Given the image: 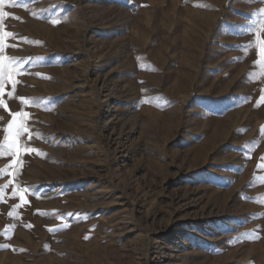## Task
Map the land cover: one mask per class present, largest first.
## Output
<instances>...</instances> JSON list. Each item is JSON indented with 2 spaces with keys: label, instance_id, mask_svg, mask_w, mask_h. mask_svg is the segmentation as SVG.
I'll use <instances>...</instances> for the list:
<instances>
[{
  "label": "rangeland",
  "instance_id": "obj_1",
  "mask_svg": "<svg viewBox=\"0 0 264 264\" xmlns=\"http://www.w3.org/2000/svg\"><path fill=\"white\" fill-rule=\"evenodd\" d=\"M261 8L4 0L0 264H264Z\"/></svg>",
  "mask_w": 264,
  "mask_h": 264
},
{
  "label": "snow or ice",
  "instance_id": "obj_2",
  "mask_svg": "<svg viewBox=\"0 0 264 264\" xmlns=\"http://www.w3.org/2000/svg\"><path fill=\"white\" fill-rule=\"evenodd\" d=\"M4 2V0H0V5H2ZM58 21H53V23H57ZM11 35V34H9ZM260 45V53L261 55H264V42H259ZM249 47L252 46V44L250 43L248 45ZM37 75H41L39 73H37ZM11 81L12 87L13 89L15 88L16 84L18 83V81L14 80L12 77V72L11 69H7L3 66V64H0V92H3L4 89V83L5 81ZM26 98L21 97L20 100L23 103L25 101ZM262 100H264V96L261 97ZM2 103V102H0ZM6 107V105H4ZM13 119L12 121L8 124V129L11 130L13 129V127L15 128V134L14 136H12L11 140L8 142L7 147L8 149L13 153V154H18L20 151V147L17 144V138L18 137H22L25 134H28V139H31V134L29 133V129L25 126L24 123V119L29 115L28 113L24 112H17V113H13ZM19 116L20 120L17 121L16 117ZM6 140H9V137H5ZM2 147V146H0ZM32 152H38V149H31ZM262 161H264V156H262L260 158ZM258 167L264 168V164H258ZM3 170H0V172H2ZM9 185L5 184L3 186H0V192L3 191L4 188H7ZM14 196L19 195V198L23 201L24 200V195L21 193H17V192H13ZM37 212H39V210H37ZM9 215H11V213H9ZM69 216L72 215V213L68 214ZM50 231H56L58 230L57 228H51L49 229Z\"/></svg>",
  "mask_w": 264,
  "mask_h": 264
},
{
  "label": "bare ground",
  "instance_id": "obj_3",
  "mask_svg": "<svg viewBox=\"0 0 264 264\" xmlns=\"http://www.w3.org/2000/svg\"><path fill=\"white\" fill-rule=\"evenodd\" d=\"M225 0H212V2L213 3H215V4H218V5H220L221 6V4L224 2ZM257 1V0H256ZM251 2V1H250ZM240 9V8H239ZM241 10V9H240ZM260 11L263 13L264 12V9L263 8H261L260 9ZM259 12V11H258ZM0 14H2V13H0ZM210 16V15H209ZM2 17V16H1ZM208 17V16H207ZM202 20V21H201ZM214 20H215V15H212V16H210V18H200V21H201V23H203L205 26H211V24H213V22H214ZM201 23H200V25H201ZM239 24V23H238ZM257 26H258V24H257ZM227 40H232V38L231 37H227L226 38ZM250 40V42H253V39H249ZM231 42H229V44L227 45V50H231V51H236V50H241L242 52L241 53H235V55L234 54H232V58H230L228 61H226L227 63H233L234 61H238V60H242L243 59V56H247V54H246V49L248 48L249 49V46L248 45H239L238 43H236V42H234V43H231ZM254 48H256V47H254ZM251 49H249V51H250ZM236 71H237V69H236ZM234 74V70H233V72L231 73V75H233ZM236 75V72H235V74H234V76Z\"/></svg>",
  "mask_w": 264,
  "mask_h": 264
}]
</instances>
